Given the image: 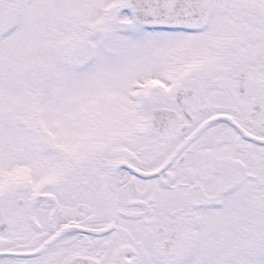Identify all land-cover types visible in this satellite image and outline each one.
<instances>
[{
  "label": "snow or ice",
  "instance_id": "snow-or-ice-1",
  "mask_svg": "<svg viewBox=\"0 0 264 264\" xmlns=\"http://www.w3.org/2000/svg\"><path fill=\"white\" fill-rule=\"evenodd\" d=\"M0 264H264V0H0Z\"/></svg>",
  "mask_w": 264,
  "mask_h": 264
}]
</instances>
